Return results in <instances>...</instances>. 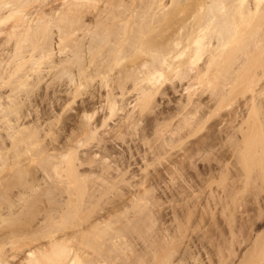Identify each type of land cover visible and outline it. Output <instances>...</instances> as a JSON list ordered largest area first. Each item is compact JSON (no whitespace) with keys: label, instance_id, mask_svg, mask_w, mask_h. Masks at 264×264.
I'll list each match as a JSON object with an SVG mask.
<instances>
[{"label":"bare ground","instance_id":"obj_1","mask_svg":"<svg viewBox=\"0 0 264 264\" xmlns=\"http://www.w3.org/2000/svg\"><path fill=\"white\" fill-rule=\"evenodd\" d=\"M0 264H264V0H0Z\"/></svg>","mask_w":264,"mask_h":264},{"label":"rangeland","instance_id":"obj_2","mask_svg":"<svg viewBox=\"0 0 264 264\" xmlns=\"http://www.w3.org/2000/svg\"><path fill=\"white\" fill-rule=\"evenodd\" d=\"M57 3H58V2H57ZM129 108H132V105H131V106H129ZM165 205H167V204H165ZM168 210H169V209H168ZM168 210H167V211H168Z\"/></svg>","mask_w":264,"mask_h":264}]
</instances>
